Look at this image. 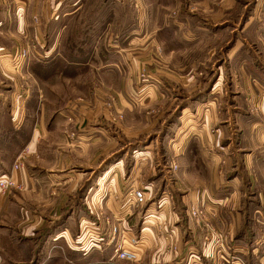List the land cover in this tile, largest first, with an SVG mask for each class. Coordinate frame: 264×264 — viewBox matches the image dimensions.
I'll return each instance as SVG.
<instances>
[{
    "label": "crops",
    "instance_id": "1",
    "mask_svg": "<svg viewBox=\"0 0 264 264\" xmlns=\"http://www.w3.org/2000/svg\"><path fill=\"white\" fill-rule=\"evenodd\" d=\"M44 1L0 0V179L10 176L17 184L7 194L0 192V264L19 262L12 258L9 248L18 245L19 238H30L42 227H49L54 221L53 212L61 217L66 215V207L56 203L65 201L68 191L80 190L89 179L88 170L93 169L99 154V102L88 91L80 92L77 86L115 88V73L125 78L132 71L131 66L138 72L148 57L147 51L115 52L108 46L110 54H106L99 51L100 45L86 43L75 48L76 52L85 48L86 60L77 61L76 56V62L68 65L65 41L72 37L69 22L57 24L59 16L54 18L49 10L51 4ZM25 3L26 14H23ZM203 3L206 26L201 36L198 33L192 36L187 16L174 17L170 26L161 24L157 28L155 47L162 45L164 52L160 57L156 52L155 60L165 61L155 67V77L160 83L165 81V75L176 86L195 87L194 72H209L211 62H216L215 41L225 33L229 21L227 10L236 6L225 0ZM36 12L41 15L40 28L33 17ZM63 15H67L66 9ZM51 22L57 24V36L63 42L61 48L53 50L49 44L45 50L47 61H33L21 69L15 66L9 60V53L26 39L43 42L46 35L54 37L56 32H50ZM166 27L171 29L170 37L164 36ZM200 46L206 53L204 59L196 60L199 57L194 58L192 53ZM259 46L249 50L250 60L238 55L229 66L233 82L229 106L223 105L221 98L215 102L211 94L216 90H212L202 101V112L183 116L173 137L176 145L172 151L180 155L177 159L180 170L171 185V203L165 204V199H160L158 206L155 203L145 206L146 215L150 211L160 219L157 218L156 226H148L147 222L142 225L139 246L142 249L136 264L264 261V105H260V111H252L262 94L259 83L264 85V52ZM116 54L130 61L125 66L119 61V65L113 58ZM85 67H89L87 72L93 73L92 77L82 76ZM98 67L103 69L102 81L94 74ZM220 71L216 70L218 83L222 77ZM55 77L60 81L73 80L72 89L77 94L67 97L63 90L59 95L62 97H58L61 107L52 113L42 90L53 78L56 81ZM20 155L27 161L14 169ZM192 206L204 208L210 220L195 224L189 215ZM64 229L67 227L60 230ZM55 232L59 231L49 234Z\"/></svg>",
    "mask_w": 264,
    "mask_h": 264
},
{
    "label": "rangeland",
    "instance_id": "2",
    "mask_svg": "<svg viewBox=\"0 0 264 264\" xmlns=\"http://www.w3.org/2000/svg\"><path fill=\"white\" fill-rule=\"evenodd\" d=\"M142 1L140 10L125 0H49V3L48 0L44 1L45 4H51L50 14L54 18L59 16L56 19L57 24L69 22V34L72 33L70 35L72 37L65 41L69 50L65 52L67 61L70 62L68 65L75 63L76 59L86 60L88 53L85 48L75 51L76 47L81 48L84 44L86 46V43L100 45L99 51L106 54L108 46L110 51L115 50V52L121 49L137 54L139 51H147L148 57L146 56L144 63L146 65L138 72H134V67L131 66L132 71L127 73L125 78L121 73H115V88L93 85L81 89L77 86L80 92L88 91L89 95L91 94L95 101L99 102V154L94 161V167L91 171L88 170L89 179L80 190L68 191L65 194V201L56 203L57 206L63 204L66 207V215L64 214L62 218L55 211L52 214L54 221L49 227H42L39 233H35L30 238H19L18 245L11 246L8 250L12 253V258L19 262L4 264H136L119 259L116 248L119 244L123 246L124 235L128 239L131 236L140 239V229L145 222L148 226H156L160 216L150 211L146 215L145 206H150L152 203L158 206L160 199H165L164 203L166 201L168 204L171 203V185L180 170L177 160L180 155L172 151V146L176 145L173 137L183 116L202 112L204 106L202 101L212 90H216L211 94L215 102L221 98L220 102L226 104V107L229 106L233 91L229 66L233 65L234 57L239 55L242 59L250 60L252 55L249 50L256 49L258 45L264 52V0H225L236 7L227 10L229 21L226 23L224 35L215 41L216 62H211L212 69H209V72L198 70L194 72L195 87L192 88L176 86L170 83L165 75L163 80L169 83L165 81L160 83V79L155 77V67L158 68L160 61H165L164 58L158 62L155 60L158 52L159 57L164 52L162 45L158 49L155 47L157 28L161 24L170 26L174 17L187 16L190 18L188 29L194 33L192 36H197V33L201 36L200 32L206 26L203 2L209 0ZM42 2L40 1V4ZM22 5L23 14H26V3ZM64 9L67 11L66 16H62ZM76 9H79L77 13ZM33 17L36 26L40 28V12H36ZM246 21H249L248 25ZM57 24L52 22L50 24V32H56L53 34L54 37L46 35L43 42L36 38L24 40L12 53H9V60L20 69L33 61H47L45 50H48L49 44L53 50L58 51L63 43L57 36L59 35ZM164 33H166L164 36L170 37L171 29L166 27ZM236 43L237 47H235ZM110 44L114 48L111 49ZM29 47L32 49L31 56L21 58L22 61L18 60L16 57L20 56V51ZM204 53L206 50L200 46L199 49H194L192 55L194 58L199 57L196 60H202ZM58 54L61 57L60 53ZM76 56L78 57L75 59ZM113 58L119 65L121 61L124 66L130 61L127 59L126 62V59L124 60L122 56L118 57L117 54ZM219 64L220 67L217 68ZM201 69L205 70L203 67ZM217 69L222 71H220L222 77L219 83ZM83 70L82 76L92 77L93 73L87 72L89 67ZM101 70L103 69L98 67L94 72L100 81L103 76ZM55 80L53 78L51 84L46 83L42 90L44 100L49 102L52 113L53 110L57 112L61 107L58 97H62L59 95L63 90L66 91L67 97L77 94L72 89L73 80L62 78L60 81L56 77ZM179 83L181 84L180 80ZM259 85L262 94H259V102L254 103L257 108L252 106L256 112L260 111L261 104L264 105V85L261 83ZM180 154L182 156V153ZM23 161L25 164L26 157ZM173 162L178 165L175 171L171 167ZM138 189L143 190L147 197V201L139 206L133 199V192ZM57 190L62 191V189ZM146 217L148 218L145 221ZM59 218L63 225L55 222ZM108 220L110 222L112 220L111 224L107 223ZM194 223L201 224L203 221L194 220ZM113 224L117 226L116 234ZM36 226L39 228V225ZM60 226L61 228L66 226L67 229L60 230ZM49 231L59 232L50 235ZM81 234L83 237L87 235V239L90 240L89 244L85 243L82 248L91 246V240L97 245L85 251L80 250L77 236ZM112 236H115L114 240ZM15 237L18 239L17 235ZM141 249L137 251L139 256Z\"/></svg>",
    "mask_w": 264,
    "mask_h": 264
},
{
    "label": "built area",
    "instance_id": "3",
    "mask_svg": "<svg viewBox=\"0 0 264 264\" xmlns=\"http://www.w3.org/2000/svg\"><path fill=\"white\" fill-rule=\"evenodd\" d=\"M125 1L130 3L131 5L135 6L138 10H140L142 8V2H143L142 0H125ZM31 51H32V49L30 47L27 50L22 49L20 51V56L17 55L16 58L18 60L20 59L22 61V59H24L26 57L28 58L31 56ZM253 107L257 108L256 104H254ZM254 108H252L253 111L255 110ZM23 159H24V156L20 155L16 159L13 168L18 169V168L22 167L24 164ZM171 167L173 168L174 171L178 169V165L175 162H173ZM15 186H16V183L12 179V177H10V176L3 178V179H0V192L2 194L9 193V191ZM133 196L135 198V202H136L137 206L144 204L146 196H145V192L143 190H140V189L135 190L133 192ZM189 215L194 220H196V222L209 221L210 220L208 214H206L204 209L200 208V207H192L189 210ZM111 222H112V220H111ZM111 222H110V220L107 221V223H109V224H111ZM113 225H114L113 226L114 227V233L116 234L117 226L115 224H113ZM87 237H88L87 235H84V237H83V234H81L80 236H77V238H78L77 242L79 243L78 246H79L80 250L85 251V250L91 249V246L95 245V243H92V240H91V246H89L88 248L87 247L82 248L85 245V243L89 244L88 241H90V240L87 239ZM123 237L125 238V240H124L125 245L123 244V246H120V244H119L118 248H116L117 257L123 261L126 260V261H130L132 263L133 262L137 263L140 260V256L138 255L137 251H139V246H140L141 240L136 238L135 236H131V238H129V239L126 237V235H124ZM206 238L209 239L208 236ZM112 239L114 240L115 236H112ZM97 241H99V240H97ZM259 264H264V261H262Z\"/></svg>",
    "mask_w": 264,
    "mask_h": 264
},
{
    "label": "trees",
    "instance_id": "4",
    "mask_svg": "<svg viewBox=\"0 0 264 264\" xmlns=\"http://www.w3.org/2000/svg\"><path fill=\"white\" fill-rule=\"evenodd\" d=\"M60 222V221H59ZM51 231H49V233H50Z\"/></svg>",
    "mask_w": 264,
    "mask_h": 264
}]
</instances>
